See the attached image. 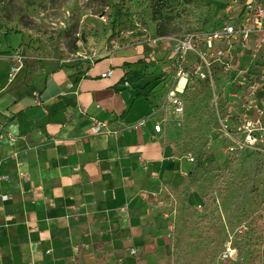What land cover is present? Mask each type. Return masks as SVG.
I'll return each mask as SVG.
<instances>
[{
    "label": "crops",
    "instance_id": "0c3cea01",
    "mask_svg": "<svg viewBox=\"0 0 264 264\" xmlns=\"http://www.w3.org/2000/svg\"><path fill=\"white\" fill-rule=\"evenodd\" d=\"M145 49L30 72L0 58V264H167L194 162L138 125L156 103L134 80Z\"/></svg>",
    "mask_w": 264,
    "mask_h": 264
},
{
    "label": "rangeland",
    "instance_id": "374dc122",
    "mask_svg": "<svg viewBox=\"0 0 264 264\" xmlns=\"http://www.w3.org/2000/svg\"><path fill=\"white\" fill-rule=\"evenodd\" d=\"M149 1L0 0V58L10 69L19 66L30 72L45 60L81 65L118 46L142 45L149 60L135 79H146L157 109L174 87L176 69L169 67L170 45L157 42L149 11L142 14L140 9ZM197 1L193 22L165 36L211 30L222 21L234 20L249 0ZM150 42L156 44L149 47ZM194 60L190 53L183 72H191ZM212 73V81L190 73L182 94L184 120L180 126L165 128L164 135L178 151L195 158L194 179L171 201L177 217L167 264H249L259 249L263 258L256 264H264V241L260 244L253 236L257 215L264 213V140H243L238 130L242 113L223 110V104L232 100L226 94L225 71L214 64ZM260 125L264 127V118Z\"/></svg>",
    "mask_w": 264,
    "mask_h": 264
},
{
    "label": "built area",
    "instance_id": "2783aa9c",
    "mask_svg": "<svg viewBox=\"0 0 264 264\" xmlns=\"http://www.w3.org/2000/svg\"><path fill=\"white\" fill-rule=\"evenodd\" d=\"M157 42L170 45L169 67L176 69V79L174 87L165 93L164 102L138 125L153 121V132L158 135H164L167 126H180L186 115L182 94L188 89L190 73L201 81H212V67L218 64L225 71L229 86L226 94L229 93L232 99L223 104V110L242 113L238 130L244 134L245 142H254L258 138L264 140V127L260 125L264 118V0L246 1L234 20L222 21L211 30L192 31L180 37L162 36ZM190 53L196 56V60L190 65L191 72L185 73L183 69ZM16 70L12 67L11 73ZM183 76L186 77L185 84L179 88ZM246 113H252V116ZM104 128L97 123L92 131L100 134L105 132ZM185 155L189 162L195 161L193 155ZM130 252L135 253L133 249ZM227 256L223 254L224 258Z\"/></svg>",
    "mask_w": 264,
    "mask_h": 264
},
{
    "label": "trees",
    "instance_id": "16d2710c",
    "mask_svg": "<svg viewBox=\"0 0 264 264\" xmlns=\"http://www.w3.org/2000/svg\"><path fill=\"white\" fill-rule=\"evenodd\" d=\"M197 8V0H150L148 3L142 4L140 9L142 14L149 11V20L155 34L162 37L176 34L187 28L194 20ZM253 230V236L256 234L257 240L262 244L264 241V213L257 215ZM262 258L263 253L259 249L255 257L251 256L249 264H256V261H261Z\"/></svg>",
    "mask_w": 264,
    "mask_h": 264
},
{
    "label": "bare ground",
    "instance_id": "6f19581e",
    "mask_svg": "<svg viewBox=\"0 0 264 264\" xmlns=\"http://www.w3.org/2000/svg\"><path fill=\"white\" fill-rule=\"evenodd\" d=\"M185 80H186V77L183 76L182 79L180 80V83H179V88H182L185 84Z\"/></svg>",
    "mask_w": 264,
    "mask_h": 264
}]
</instances>
